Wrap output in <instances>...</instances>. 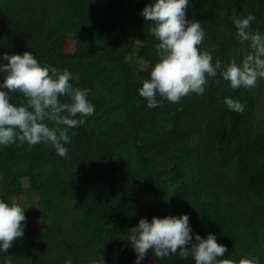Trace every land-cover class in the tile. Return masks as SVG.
<instances>
[{
  "label": "trees",
  "instance_id": "16d2710c",
  "mask_svg": "<svg viewBox=\"0 0 264 264\" xmlns=\"http://www.w3.org/2000/svg\"><path fill=\"white\" fill-rule=\"evenodd\" d=\"M152 2L0 0V64L4 53L29 51L78 75L71 83L90 89L94 105L69 130L67 157L44 143L0 146V199L19 203L26 216L23 237L0 251V264H136L129 229L141 218L182 213L193 241L211 233L228 249L223 258L264 264V79L232 89L218 73L203 95L178 103L157 95L162 103L149 108L138 89L158 59L153 22L142 15ZM234 14L254 15L249 30L264 34V0H189L185 15L201 23L199 47L213 63L239 64L250 51ZM9 96L15 105L24 99ZM140 264L195 261L150 250Z\"/></svg>",
  "mask_w": 264,
  "mask_h": 264
},
{
  "label": "clouds",
  "instance_id": "9594fccd",
  "mask_svg": "<svg viewBox=\"0 0 264 264\" xmlns=\"http://www.w3.org/2000/svg\"><path fill=\"white\" fill-rule=\"evenodd\" d=\"M189 0H153L142 9L145 21L153 22L149 31L159 41L156 45L158 59L150 71V79L142 81L139 94L149 108L159 106L157 95L172 103H178L189 94L203 95L209 77L217 74L230 83L232 89L254 88L258 79H264V34L252 32L255 16L231 17L236 36L241 42H249V49L238 64L231 59L223 64L220 59L213 63V56L201 50L205 30L198 20H189L186 9ZM7 63L0 64L4 73L0 83V146L27 143L29 146L44 143L50 145L61 157H67L65 144L70 142L69 130L85 123V117L94 113L89 102L90 89L71 83L79 76L68 70L41 64L34 55L25 51L20 54H3ZM10 92H19L23 100L19 105L10 102ZM61 97H66L62 101ZM228 108L244 112L239 101L225 97ZM79 117V118H77ZM52 126H49V125ZM75 135V132L72 133ZM25 208L17 202L7 203L0 199V251L6 252L14 241L23 237ZM137 254L140 264L152 250L157 258L170 254L181 259L192 257L195 264H259L253 256L239 260L223 258L228 249L209 233L206 238L193 234L187 214L153 216L151 222L141 218L129 229L126 239ZM7 264H11L9 260ZM65 264H72L71 259ZM90 264H98L93 259Z\"/></svg>",
  "mask_w": 264,
  "mask_h": 264
}]
</instances>
